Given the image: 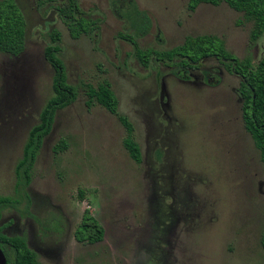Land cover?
Returning a JSON list of instances; mask_svg holds the SVG:
<instances>
[{
  "label": "rangeland",
  "instance_id": "obj_1",
  "mask_svg": "<svg viewBox=\"0 0 264 264\" xmlns=\"http://www.w3.org/2000/svg\"><path fill=\"white\" fill-rule=\"evenodd\" d=\"M15 1L26 43L18 55L0 53V195H15V166L54 94L44 57L52 30L60 32L59 57L78 96L56 112L37 154L26 188L32 215L7 208L4 234L25 236L39 264H264V168L243 126L240 78L215 57L182 77L160 63L144 67L118 37L132 33L113 11L125 0H79L100 30L78 38L54 9L65 0ZM134 1L152 19L137 37L141 48L169 49L207 33L239 59L255 63L262 54L264 34L251 41L252 22L224 2L189 10L188 0ZM102 80L133 124L140 163L123 147L116 115L86 104L83 83ZM86 209L104 227L101 242L73 237Z\"/></svg>",
  "mask_w": 264,
  "mask_h": 264
},
{
  "label": "trees",
  "instance_id": "obj_2",
  "mask_svg": "<svg viewBox=\"0 0 264 264\" xmlns=\"http://www.w3.org/2000/svg\"><path fill=\"white\" fill-rule=\"evenodd\" d=\"M222 2L242 12L244 19L252 22L251 41H257L264 34V0H188L187 8L194 10L200 3L218 5ZM125 3L120 7L115 4L113 11L127 21L132 33L120 32L118 37L132 45L135 57L144 67H149L151 62L160 63L172 67L176 75L182 77L187 71L200 69L208 57H215L229 72L240 78L237 91L241 100L243 126L251 136L264 168V46L260 58L255 63L249 57L239 59L229 52L224 41L215 34L189 35L182 43L169 49L141 48L137 37L151 30L152 19L147 11L138 7L134 0H125ZM54 9L72 38H78L81 35L93 36L100 30V19L88 16L79 0L62 1L54 5ZM25 28V16L16 1L1 0L0 53L20 54L26 43ZM49 35L50 41L44 48V57L53 68L54 94L48 98L41 109L38 123L29 130L22 156L15 166V195H0V211L12 208L24 216L32 215L29 209L31 199L26 188L31 180L32 169L43 139L52 128L56 112L73 103L78 96V87L67 81L65 64L59 57L60 32L52 30ZM82 89L87 97L88 106L98 103L111 114L116 115L125 129L122 139L123 147L133 161L140 163L142 152L133 136V124L125 114L119 111V101L110 83L107 80L99 81L96 86L83 83ZM64 145L65 141L61 139L54 149L59 150ZM80 196L83 197L82 191ZM262 226L260 244L264 250V209ZM104 234L105 230L100 222L89 210H84L80 222L73 231L74 239L81 244H95L103 241ZM0 248L5 254L6 264H39L37 254L29 247L25 236H8L3 234L0 228Z\"/></svg>",
  "mask_w": 264,
  "mask_h": 264
},
{
  "label": "flooded vegetation",
  "instance_id": "obj_3",
  "mask_svg": "<svg viewBox=\"0 0 264 264\" xmlns=\"http://www.w3.org/2000/svg\"><path fill=\"white\" fill-rule=\"evenodd\" d=\"M208 75V74H207ZM206 75V76H207ZM208 77V76H207ZM7 209V208H6ZM6 209H2L1 211H0V223L2 222V221H4V217L5 216H7V215H4V211L6 210ZM29 216H25V218H28ZM4 225V223H2V226L0 227L1 228V232L4 234V231H7L8 230V226H3ZM6 235V234H5ZM28 242V241H27ZM45 252H51L50 250H48V251H45Z\"/></svg>",
  "mask_w": 264,
  "mask_h": 264
},
{
  "label": "water",
  "instance_id": "obj_4",
  "mask_svg": "<svg viewBox=\"0 0 264 264\" xmlns=\"http://www.w3.org/2000/svg\"><path fill=\"white\" fill-rule=\"evenodd\" d=\"M0 264H6V257L1 248H0Z\"/></svg>",
  "mask_w": 264,
  "mask_h": 264
}]
</instances>
